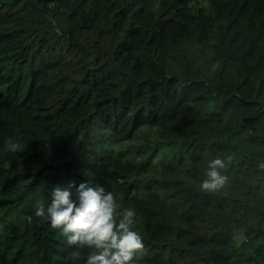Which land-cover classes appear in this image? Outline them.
<instances>
[{"label": "trees", "instance_id": "16d2710c", "mask_svg": "<svg viewBox=\"0 0 264 264\" xmlns=\"http://www.w3.org/2000/svg\"><path fill=\"white\" fill-rule=\"evenodd\" d=\"M261 163L264 0H0V264H85L35 216L71 182L136 211L139 264H264Z\"/></svg>", "mask_w": 264, "mask_h": 264}, {"label": "clouds", "instance_id": "9594fccd", "mask_svg": "<svg viewBox=\"0 0 264 264\" xmlns=\"http://www.w3.org/2000/svg\"><path fill=\"white\" fill-rule=\"evenodd\" d=\"M7 146L12 152L20 147L12 138ZM226 167L222 159H213L201 189L205 192L222 189L228 178L221 170ZM258 167L264 169V163ZM50 196L46 208L43 203L38 204L35 216L50 220L51 228L59 230L69 245L92 249L85 264H139L145 245L141 234L132 228L136 211L129 208L118 213L120 205L112 192H106L100 185L71 182L53 186ZM28 219L31 222V217ZM72 256L78 258L79 252L74 251Z\"/></svg>", "mask_w": 264, "mask_h": 264}]
</instances>
